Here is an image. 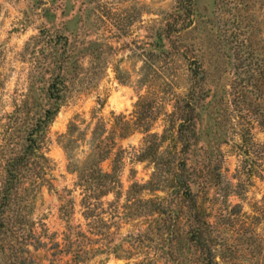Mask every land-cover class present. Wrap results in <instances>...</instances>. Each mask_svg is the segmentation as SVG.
I'll use <instances>...</instances> for the list:
<instances>
[{"label": "rangeland", "instance_id": "rangeland-1", "mask_svg": "<svg viewBox=\"0 0 264 264\" xmlns=\"http://www.w3.org/2000/svg\"><path fill=\"white\" fill-rule=\"evenodd\" d=\"M53 82L60 109L42 145L50 161L30 157L4 214L23 218L27 264L197 262L200 251L169 253L191 225L174 188L185 177L196 215L219 233L205 238L217 261L228 247L237 264H264V0H0V187L53 108ZM189 119L184 145L175 131ZM71 122L73 137L86 134L78 144L63 138ZM98 122L128 135L100 165L120 167V184L89 193L94 218L70 165H89ZM148 150L155 164L138 161ZM48 164L44 183L36 176ZM68 236L77 239L70 253L51 257Z\"/></svg>", "mask_w": 264, "mask_h": 264}, {"label": "trees", "instance_id": "trees-1", "mask_svg": "<svg viewBox=\"0 0 264 264\" xmlns=\"http://www.w3.org/2000/svg\"><path fill=\"white\" fill-rule=\"evenodd\" d=\"M183 8L184 7L182 6V4H180V9ZM48 92L50 99L53 101V108L45 111L43 117L38 120L36 126L28 134L26 138V146L23 152L20 155L12 158V160L8 161L5 167V178L2 181L0 187V237H4V239L0 242V264H27L28 259L26 260L22 258L23 253L21 252L23 251L22 245L25 243L23 239L26 237V234L22 233L24 231V228L20 230V225H23L21 224L23 218L14 213L16 215L15 219L7 223L4 220V214L12 205L11 203L13 202V199L17 192H19L24 186V171L30 157L40 158V160H44L45 163L46 161H50L43 152L42 145L44 143L45 137L43 133H46V131L49 129L50 124L53 122L60 109V105L58 103V101L60 100L59 84L55 82L50 84ZM186 99H188V102H195L197 99L196 92L188 90L187 94H185L184 97V100ZM121 118L124 119V117L122 116ZM186 122L192 121L189 119L188 121H184V123H180L178 129L175 131L177 140L184 142V145H186V143L189 141V138L186 135L187 129H185ZM123 124L127 127L129 126L127 121H125ZM115 127V125H112L110 129L107 130L104 126L100 127V122L96 123L89 138L90 142L92 143L93 152L92 154H89L88 157L91 158L89 165L86 164L84 166H76L75 163H72L70 165L72 171L77 174V186L82 189V192L85 195H87L88 200L86 202L84 201L83 205L88 211H90L89 214H91V216L94 218V205L91 204V200L92 198H97L89 196V193H93L94 189L97 188V196H107L111 193H114L117 190L118 185L120 184V167L112 166L109 171H104L100 166L102 162L110 158L113 150L117 147L116 139L122 140L128 135L127 128H118V130L116 128L115 130ZM188 127L189 126H187L186 128ZM77 128L78 127L76 126V124L74 122H71L68 127V133L67 135H64L63 138L68 137L69 143L71 141L78 144V141L85 137L86 134L80 131V133L76 137H73L75 129ZM121 130H123V132H121ZM150 137H154V135H150ZM246 141L247 137L242 136V142L245 143ZM64 149L65 152H67L70 148L68 146H64ZM242 153L244 154L246 152ZM156 159L157 151L148 150L146 152H142V156H140V160L138 161H147L155 164ZM114 161L116 160H112V162ZM182 163L184 165L183 168H185V162L183 161ZM38 169L39 172L36 177L39 178V175H41V181L44 183L48 182V179L46 180L45 177H47L49 170H51V165L48 164L47 166H40V168ZM190 183V178L185 177L179 178V180L174 184V188L177 190V193H179L188 204L189 210L187 211L185 216L186 221L191 223V225L187 230H184L182 232V240L183 242H185V246H182L181 243V245L177 247V250H172L169 252L170 255H174L176 253H184L185 255H187L189 251L193 250L195 254L198 251L201 252L199 253V258H197L196 260L197 262L186 260L184 264H186V262H189L187 264H220V262L222 264H237V262H234L235 259L231 257L233 251L230 248L224 247V249L220 250V260L217 261V255L216 253H213L212 250L213 245L207 244V240L205 239L207 235H210V233H219L217 232L215 227L213 229V226L205 218L200 219L196 215L197 204L192 195ZM13 222L14 225L9 228V226ZM96 235L97 234H95V236ZM99 235L101 237L103 236L102 234ZM104 239H106V237ZM75 242H77V239H73L72 236H68V239L65 240L64 246L59 247L58 244H55L56 250L53 254H51V257L56 258L57 255L61 256L62 254H69L70 249H72ZM96 242L97 241L93 240L92 244ZM126 243L130 245L132 244V241H128ZM85 245L87 248H90V246H88L89 244ZM121 246H123V243L121 244ZM121 246L119 247V249L121 248ZM174 261L175 259H172V263L170 264H173Z\"/></svg>", "mask_w": 264, "mask_h": 264}]
</instances>
